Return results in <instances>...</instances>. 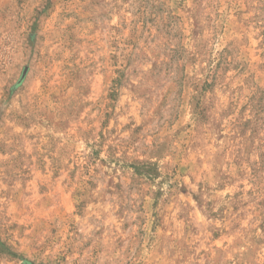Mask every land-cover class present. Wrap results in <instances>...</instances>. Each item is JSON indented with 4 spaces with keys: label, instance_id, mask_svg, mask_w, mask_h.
I'll list each match as a JSON object with an SVG mask.
<instances>
[{
    "label": "rangeland",
    "instance_id": "rangeland-1",
    "mask_svg": "<svg viewBox=\"0 0 264 264\" xmlns=\"http://www.w3.org/2000/svg\"><path fill=\"white\" fill-rule=\"evenodd\" d=\"M0 264H264V0H0Z\"/></svg>",
    "mask_w": 264,
    "mask_h": 264
}]
</instances>
